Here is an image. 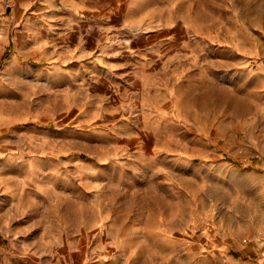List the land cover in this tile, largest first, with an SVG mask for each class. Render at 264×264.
<instances>
[{
    "label": "rangeland",
    "instance_id": "1",
    "mask_svg": "<svg viewBox=\"0 0 264 264\" xmlns=\"http://www.w3.org/2000/svg\"><path fill=\"white\" fill-rule=\"evenodd\" d=\"M76 1L0 0V264L250 261L264 237V0H179L163 30L124 38L135 68L83 99L90 81L56 41L127 9Z\"/></svg>",
    "mask_w": 264,
    "mask_h": 264
},
{
    "label": "crops",
    "instance_id": "2",
    "mask_svg": "<svg viewBox=\"0 0 264 264\" xmlns=\"http://www.w3.org/2000/svg\"><path fill=\"white\" fill-rule=\"evenodd\" d=\"M75 0L74 7L80 5ZM179 0H126L125 8L126 16L119 17L116 15L100 16L93 19L90 23L95 26L89 28L69 27L68 33L59 37L56 41L58 48L66 49L67 55L74 58L75 70L79 73L76 75L77 80L87 78L90 84L80 83L79 91L81 99L87 97L85 90H93L94 88H106V77L111 73H121L131 71L135 68L132 61L125 58L124 40L128 39L133 43V31H143L149 29L163 30V26L169 23L171 18H177L176 9ZM106 7V5H101ZM100 7V5H99ZM171 13L168 19L167 14ZM115 23L114 30L116 36L112 40H105L104 36H99L100 28L104 23ZM76 24H79L78 22ZM74 30V31H73ZM130 30L128 36L124 35V31ZM111 33V32H110ZM126 36V37H124ZM128 37V38H127ZM125 38V39H124ZM98 72V77L94 72ZM125 78V77H124ZM106 93V92H105ZM253 249V257L248 261L244 254L238 258H232L235 264H264V251L260 252V245L264 247V237H256Z\"/></svg>",
    "mask_w": 264,
    "mask_h": 264
}]
</instances>
